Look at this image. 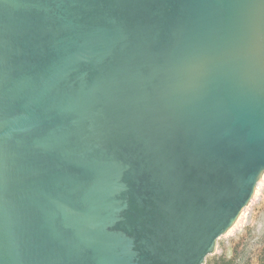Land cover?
<instances>
[{"label":"water","instance_id":"obj_1","mask_svg":"<svg viewBox=\"0 0 264 264\" xmlns=\"http://www.w3.org/2000/svg\"><path fill=\"white\" fill-rule=\"evenodd\" d=\"M264 172V0H0V264H202Z\"/></svg>","mask_w":264,"mask_h":264},{"label":"rangeland","instance_id":"obj_2","mask_svg":"<svg viewBox=\"0 0 264 264\" xmlns=\"http://www.w3.org/2000/svg\"><path fill=\"white\" fill-rule=\"evenodd\" d=\"M202 264H264V172L246 206Z\"/></svg>","mask_w":264,"mask_h":264},{"label":"flooded vegetation","instance_id":"obj_3","mask_svg":"<svg viewBox=\"0 0 264 264\" xmlns=\"http://www.w3.org/2000/svg\"><path fill=\"white\" fill-rule=\"evenodd\" d=\"M218 239V238H217ZM214 251V250H213ZM212 253V252H211Z\"/></svg>","mask_w":264,"mask_h":264}]
</instances>
